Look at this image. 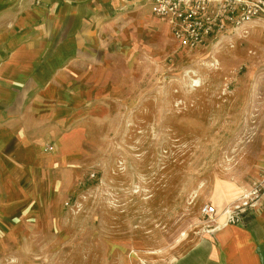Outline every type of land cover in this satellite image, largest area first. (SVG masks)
<instances>
[{
	"label": "rangeland",
	"instance_id": "374dc122",
	"mask_svg": "<svg viewBox=\"0 0 264 264\" xmlns=\"http://www.w3.org/2000/svg\"><path fill=\"white\" fill-rule=\"evenodd\" d=\"M128 22L107 50L110 111L0 264L166 263L264 152V16L194 49L147 13Z\"/></svg>",
	"mask_w": 264,
	"mask_h": 264
},
{
	"label": "crops",
	"instance_id": "0c3cea01",
	"mask_svg": "<svg viewBox=\"0 0 264 264\" xmlns=\"http://www.w3.org/2000/svg\"><path fill=\"white\" fill-rule=\"evenodd\" d=\"M147 1L0 0V251L25 236L50 173L81 157L91 124L110 111L102 80L111 75L113 32L147 13L177 42L170 19ZM246 175L221 208L264 176V152ZM204 222L159 264H264V196L239 224Z\"/></svg>",
	"mask_w": 264,
	"mask_h": 264
},
{
	"label": "built area",
	"instance_id": "2783aa9c",
	"mask_svg": "<svg viewBox=\"0 0 264 264\" xmlns=\"http://www.w3.org/2000/svg\"><path fill=\"white\" fill-rule=\"evenodd\" d=\"M152 12L167 17L182 48L194 49L247 21L264 16V0H150ZM264 196V176L251 183L234 200L218 210L205 204L201 213L208 222L222 216L225 224H239Z\"/></svg>",
	"mask_w": 264,
	"mask_h": 264
},
{
	"label": "trees",
	"instance_id": "16d2710c",
	"mask_svg": "<svg viewBox=\"0 0 264 264\" xmlns=\"http://www.w3.org/2000/svg\"><path fill=\"white\" fill-rule=\"evenodd\" d=\"M216 203V202H215ZM213 205V204H212ZM215 206V205H214ZM216 207V206H215ZM217 208V207H216ZM221 208V207H220ZM217 209H219V208H217Z\"/></svg>",
	"mask_w": 264,
	"mask_h": 264
}]
</instances>
